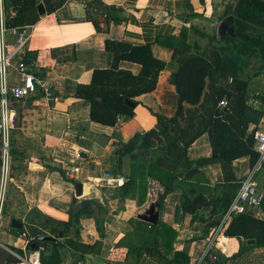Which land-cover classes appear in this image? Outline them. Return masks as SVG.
Here are the masks:
<instances>
[{
	"label": "crops",
	"instance_id": "crops-1",
	"mask_svg": "<svg viewBox=\"0 0 264 264\" xmlns=\"http://www.w3.org/2000/svg\"><path fill=\"white\" fill-rule=\"evenodd\" d=\"M93 1L67 0L59 10L48 14V2L45 0L41 3L39 0L38 6L44 5L45 14L40 15L38 9L40 21L23 29L29 40L22 52L24 56L27 52H40L30 69L37 78L48 83L53 98L47 99L38 90L27 101H12V106L18 112V124L12 132V150H15L16 157H25L26 166L22 167L25 173L22 185L18 186L14 182L11 184L7 200L9 209L4 222L7 218L9 224H12L10 217L16 215L22 219L23 228H26L37 218L38 213L67 221L71 207L76 204L73 203L75 185L65 181L52 168L80 166L81 171L74 179L85 183V196L77 203L86 199H98L100 213L105 219V239L101 253L88 255L85 264H122L125 250L115 249L117 242L132 231L130 221L138 219V215L143 214L155 202L153 193L158 195L164 189L158 181L153 180L148 202L142 207L131 200L106 202L101 188H115L119 186L117 183L120 182L121 186L125 181L123 176L115 174L113 154L120 143H128L135 136L142 137L156 129L158 116L172 118L176 114L179 96L172 85V76L180 66L174 60V48L164 45V41L172 42L179 48L189 45L191 53L204 49L208 41L191 29L211 36L213 32L219 33V26L223 23L226 7L231 0H99L88 6ZM94 5L104 6L106 16L93 15ZM108 15L120 17L122 22L116 24L111 21L108 25ZM90 17L96 20L102 32L96 30L88 19ZM182 32L184 37L180 39ZM14 36L12 31L7 34L10 51L16 43ZM106 41L130 48L151 46L154 57L166 63L156 90L131 99L136 104L135 115L120 116L117 124L112 127L92 122L89 104L76 95L80 85L91 83L95 71L113 68L115 53L106 50ZM118 69L134 76L142 71L141 65L126 60L119 63ZM247 72H252V66ZM9 78L11 87L19 84L15 66L9 68ZM249 95L250 105L264 111V102L261 100L264 97V74L251 80ZM51 101H54V106ZM185 107L195 108L189 104H185ZM254 127L253 125L250 131ZM257 130L264 132V117ZM172 140V136H166L164 142L156 148H140L136 153V161L155 164L165 157ZM212 152L210 137L205 134L189 148L188 157L191 161H197L210 158ZM77 153H86L88 157L75 160ZM131 162L130 157L124 158V175L129 174ZM92 163L98 168L95 175L90 172ZM251 169L249 157L233 162V171L239 181H243ZM106 178L113 184L108 185ZM188 179L193 180L191 183L178 182V186L184 189L177 190L166 199L163 219L174 225L179 232L175 249L182 251L188 248L193 263L197 264L216 229L212 228L208 234L206 232L207 226L212 222L210 210L201 213L204 222L191 224L192 217L187 215L183 216V225L178 227L173 222L175 206L180 204L184 192L191 198L196 196L189 194L192 186L199 193L201 189L220 184L223 173L221 166L214 164L197 169V173ZM256 182L264 192V168L256 176ZM250 213L255 218L264 220V204ZM10 226V241L8 245L2 242L6 248L0 250V264H28L30 258L35 256L27 250L28 240L14 235L11 230L14 227ZM83 226L82 239L85 243H94L99 239L92 221H83ZM244 241L243 238L220 236L213 251L216 260L206 259L202 264H215L220 260L224 264H264V247L246 248ZM60 253L63 264H73L77 259V255L67 248H60Z\"/></svg>",
	"mask_w": 264,
	"mask_h": 264
},
{
	"label": "trees",
	"instance_id": "trees-1",
	"mask_svg": "<svg viewBox=\"0 0 264 264\" xmlns=\"http://www.w3.org/2000/svg\"><path fill=\"white\" fill-rule=\"evenodd\" d=\"M38 1L4 0L7 28L20 32L28 26L36 25L40 21ZM46 1L48 14L56 12L67 2ZM96 2L99 0H94L88 6ZM88 19L98 32H102L93 17ZM111 21L118 24L122 19L108 15L106 23L110 25ZM223 23L234 29V36L218 32L211 36L191 29L208 41L204 49L196 52L191 53L189 45L179 48L172 42L164 41V45L174 48L173 57L180 66L172 76V85L179 96L176 114L172 118L158 116L156 129L142 137L135 136L128 143H120L113 154L115 174L123 176L125 181L115 188H101L106 202L131 200L142 207L148 202L153 180L158 181L164 189L158 208L161 214L159 223L150 225L132 219V231L117 242L115 249L125 250L122 264H194L188 248L182 251L175 249L179 232L174 225L163 219L166 199L177 190L184 189L178 186V182H192L193 179L186 177L192 169L200 170L219 164L223 173L220 184L201 189L199 193L192 186L189 194L196 196L191 198L184 192L180 199L183 216H191V224L204 222L201 213L210 210L212 222L205 227L208 234L212 228L220 225L241 188L243 181L236 178L233 162L249 157L254 167L258 161L254 136L264 111L250 105L249 93L251 80L264 74V0H231L226 7ZM183 37L182 32L180 39ZM106 50L115 53L113 68L95 71L91 83L80 85L76 95L89 104L92 122L112 127L117 124L120 116L135 115L134 109L128 107L125 101L154 92L166 63L156 59L152 47L148 45L130 48L106 41ZM39 54L38 51L27 52L25 63L33 67ZM122 60L141 65V73L134 76L119 70L118 65ZM251 66L253 73H248ZM232 86L237 90L233 92ZM223 100L229 102L227 111L220 107ZM261 100L264 102V97ZM185 104L195 108H186ZM253 125L255 127L250 131ZM205 134L210 137L212 156L191 161L188 157L189 148ZM166 136H172L173 140L165 157L151 165L136 161V153L140 148H156L164 142ZM12 154L15 156V150H12ZM126 157L132 159L128 175L123 172ZM21 158L24 163L25 157L22 155ZM97 169L95 164H90L91 175H95ZM52 171L59 172L69 183L76 185L79 182L68 177L61 167L52 168ZM9 196L8 193L7 200ZM8 209L6 201L5 215ZM100 211L98 199H86L71 207L67 221L38 213L37 218L26 228L11 230L17 237L23 236L28 240V252L40 253L42 264H63L60 248H67L77 255L73 264H85L88 255H100L105 239V219ZM10 218L11 221L22 222L16 215ZM86 220L92 221L98 232L99 239L94 243H85L82 239L83 221ZM39 236L53 237L56 242H40ZM223 236L243 238L246 248L264 247V220L255 218L251 213L236 216L225 227ZM249 240H255V246H249ZM215 264L224 263L220 260Z\"/></svg>",
	"mask_w": 264,
	"mask_h": 264
},
{
	"label": "built area",
	"instance_id": "built-area-1",
	"mask_svg": "<svg viewBox=\"0 0 264 264\" xmlns=\"http://www.w3.org/2000/svg\"><path fill=\"white\" fill-rule=\"evenodd\" d=\"M45 0H40L43 3ZM10 30L7 28L6 12L4 0H0V250L6 248L1 241V230L5 217V205L11 184L14 182V166L12 154V132L18 124V112L12 106V101L22 103L27 101L32 95L41 90L47 98H53L50 86L44 80L37 78L31 71L30 67L24 61L25 46L29 36L21 31L13 30L17 37L13 50L8 49L7 34ZM14 67L18 74L19 84L10 86L9 68ZM228 100H223L220 107L227 109ZM256 149L259 158L254 167L243 180L241 188L234 198L228 212L222 217L220 225L215 229L211 238L207 242L203 254L199 257L197 264H202L204 260H216L213 253L216 242L223 235L227 224L234 217L250 213L252 210L260 208L264 202V192L261 191L256 182V176L264 168V132L257 130L255 133ZM80 153L76 154L75 160H82ZM68 177L74 179L79 175L80 166H70L64 169ZM108 185L113 182L105 179ZM117 183V182H116ZM120 186V182L117 183ZM28 264H42L40 253H34Z\"/></svg>",
	"mask_w": 264,
	"mask_h": 264
},
{
	"label": "water",
	"instance_id": "water-1",
	"mask_svg": "<svg viewBox=\"0 0 264 264\" xmlns=\"http://www.w3.org/2000/svg\"><path fill=\"white\" fill-rule=\"evenodd\" d=\"M38 9H39L40 15L45 14V9H44L43 4H40L38 6ZM92 14L95 16H98V17H105L106 16V8L104 6H101V5H94L92 7ZM219 33L221 35L229 34L230 36H234V29L232 27L228 26L226 23H222L219 26ZM231 90L234 92L237 90V88L235 86H232ZM125 102H126L127 106L130 107L131 109H134L136 107V104L130 100H126ZM51 104L54 106V104H55L54 101H51ZM225 111H227V109H225ZM81 157L86 159L88 157V155L86 153H82ZM30 165L32 167V164H30ZM33 166H37V165H33ZM196 173H197V169H192L189 173H187L186 177L191 178ZM84 187H85V183L82 181H79L75 185L76 193H75V197L73 199V203H77L80 199L84 198V196H85ZM162 199H163V193H159L157 201L150 204L148 209H146L143 214L138 215V217H137L138 220H140L146 224L157 225L160 221V216H161L158 208H159V205H160V202L162 201ZM173 222L178 227H181L183 225V210H182V207L180 204H177L175 206ZM11 225H12V227L17 228V229L23 228V223L18 221V220H13ZM38 241H40V242H56V239L53 237H50V236H39ZM247 243H248V245H253V244H255V240H249V241H247ZM33 248H35V245H33Z\"/></svg>",
	"mask_w": 264,
	"mask_h": 264
},
{
	"label": "rangeland",
	"instance_id": "rangeland-1",
	"mask_svg": "<svg viewBox=\"0 0 264 264\" xmlns=\"http://www.w3.org/2000/svg\"><path fill=\"white\" fill-rule=\"evenodd\" d=\"M215 33V32H213ZM13 166H14V183L18 186L22 185V181L25 178V173L22 170L23 166H26L23 162H22V158L20 156H13ZM152 192V191H151ZM10 193V192H9ZM153 199H155V201H157L158 199V195L155 193H153ZM7 215H5L6 217ZM11 224H9V221L7 220V218L5 219V222L3 223L2 226V230H1V241L8 245L9 244V238H8V229L11 227Z\"/></svg>",
	"mask_w": 264,
	"mask_h": 264
}]
</instances>
